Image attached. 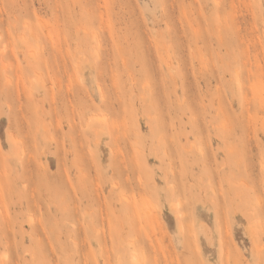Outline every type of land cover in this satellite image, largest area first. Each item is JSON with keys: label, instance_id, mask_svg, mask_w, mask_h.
I'll return each mask as SVG.
<instances>
[{"label": "rangeland", "instance_id": "374dc122", "mask_svg": "<svg viewBox=\"0 0 264 264\" xmlns=\"http://www.w3.org/2000/svg\"><path fill=\"white\" fill-rule=\"evenodd\" d=\"M0 264H264V0H0Z\"/></svg>", "mask_w": 264, "mask_h": 264}]
</instances>
